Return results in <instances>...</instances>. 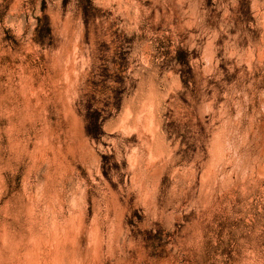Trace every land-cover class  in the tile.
I'll list each match as a JSON object with an SVG mask.
<instances>
[{
	"label": "rangeland",
	"instance_id": "374dc122",
	"mask_svg": "<svg viewBox=\"0 0 264 264\" xmlns=\"http://www.w3.org/2000/svg\"><path fill=\"white\" fill-rule=\"evenodd\" d=\"M0 264H264V0H0Z\"/></svg>",
	"mask_w": 264,
	"mask_h": 264
}]
</instances>
